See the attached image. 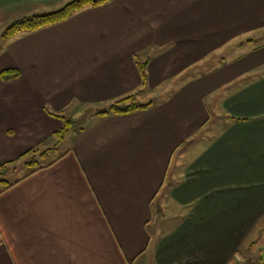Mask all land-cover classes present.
<instances>
[{"label": "crops", "instance_id": "1", "mask_svg": "<svg viewBox=\"0 0 264 264\" xmlns=\"http://www.w3.org/2000/svg\"><path fill=\"white\" fill-rule=\"evenodd\" d=\"M71 1L0 0V264H254L264 247V48L199 71L147 110L90 117L62 143L51 114L78 120L132 96L138 59L158 90L264 26V0H111L2 39L15 21ZM8 69L20 77L2 79ZM34 155L56 163L27 177Z\"/></svg>", "mask_w": 264, "mask_h": 264}, {"label": "trees", "instance_id": "2", "mask_svg": "<svg viewBox=\"0 0 264 264\" xmlns=\"http://www.w3.org/2000/svg\"><path fill=\"white\" fill-rule=\"evenodd\" d=\"M110 1L111 0H74V1L67 3L64 7L54 12L40 15V16L19 19L7 28V30L4 32L2 36V39L8 40L21 33H34V32L41 31L51 26L65 23L68 20H70L72 17L81 13L87 8L103 7V6H106L108 3H110ZM0 51H1V46H0ZM137 65H138V69L140 71V74L143 80V85L146 86L149 82V75H148L149 61L142 62L138 59ZM20 75L21 73L18 70L8 69V70L2 71L1 78L7 81V80L19 78ZM152 105H153L152 103L140 104L137 97L135 95H132L122 100L116 101L110 106L109 109H106L104 111L90 109L86 112L84 116L87 115V119L93 116H97V117L127 116V115L134 114L138 111L147 110L150 107H152ZM51 115L62 120L63 122V128L56 134V137L58 138V141L60 143L65 141L66 137L71 131H74L75 129H80L85 125L84 124L85 122L78 123V120H71L64 115H58V114H51ZM230 119L233 121H237V122L247 121L244 119H236L234 117H230ZM35 159L36 157L34 155V160L31 161L30 166L34 167L36 165L35 167L37 168L33 170L27 177L37 173L38 171L42 169L51 167L56 163V162H53L50 165L43 167V166H40L39 162ZM19 182H16L13 185H9L7 189L12 188Z\"/></svg>", "mask_w": 264, "mask_h": 264}, {"label": "rangeland", "instance_id": "3", "mask_svg": "<svg viewBox=\"0 0 264 264\" xmlns=\"http://www.w3.org/2000/svg\"><path fill=\"white\" fill-rule=\"evenodd\" d=\"M2 44H3V40H0V46H2ZM262 48H264V26L261 27L256 26L254 29L247 31L246 33H241L238 36H235L233 40L224 43L221 46V48H219L218 50L206 54V56L202 60L198 61L196 65L188 66L180 74L166 81L161 87L158 88V90L150 89L149 85L148 86L142 85L137 91L133 92V94L131 95H135L140 104H146L150 102L156 103L162 101L164 100L165 95H170L179 85L181 86L186 81L188 80L190 81V78H193L194 76H198L199 71L205 73L206 71L211 70L213 68L216 69L215 67H219L221 64L225 62L226 64H231V62L233 61L245 60L246 58L250 57L253 53L255 54L256 51H259ZM110 106L99 108L98 110L104 111L106 109H109ZM69 143H70V136L67 138L66 142L62 145L61 151H59V153L52 155L46 162H42V164L50 163L51 161H54L57 158H59L64 153L63 150L67 148ZM31 169L33 168H30L29 170ZM20 174L21 173L18 174V177ZM1 189L2 187H0V190ZM160 217L161 215L159 214V218H158L159 222H160ZM154 228L155 227L152 226L151 228L152 232H154L153 231ZM262 235L264 238V233ZM241 252L244 255V259L247 260L249 250L248 249L246 250V248L245 249L242 248ZM259 252L260 253L258 255V258L253 260L254 264H264L260 262L261 258L264 259V247L260 248ZM238 262L239 264H248L247 263L248 261L245 262L238 261Z\"/></svg>", "mask_w": 264, "mask_h": 264}, {"label": "water", "instance_id": "4", "mask_svg": "<svg viewBox=\"0 0 264 264\" xmlns=\"http://www.w3.org/2000/svg\"><path fill=\"white\" fill-rule=\"evenodd\" d=\"M87 119V115L78 119V123H84V121Z\"/></svg>", "mask_w": 264, "mask_h": 264}]
</instances>
